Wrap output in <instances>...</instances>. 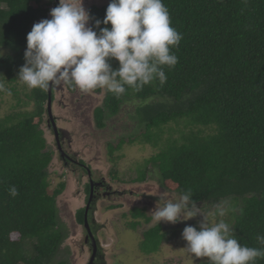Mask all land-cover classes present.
<instances>
[{
  "label": "trees",
  "instance_id": "trees-1",
  "mask_svg": "<svg viewBox=\"0 0 264 264\" xmlns=\"http://www.w3.org/2000/svg\"><path fill=\"white\" fill-rule=\"evenodd\" d=\"M40 3L0 0V48L10 50L0 56V69L10 68L14 55H24L34 23L49 19L48 5ZM163 3L183 37L172 49L178 63L165 66L163 84L156 79L140 90L126 86L119 97L106 90L95 122L103 128L126 103L138 101L134 115L144 132L130 142L159 152L137 169L136 180L144 181L152 165L163 186L175 194L190 190L197 204L212 207L229 201L237 238L264 249L257 240L264 236V0ZM107 7L90 8L93 27L95 20L103 21ZM109 63L119 67L115 59ZM7 80L15 82L16 74ZM31 92L34 111L8 116L4 120L9 125L0 129V264H53L65 235L57 208L65 184L48 192L54 153L41 124L49 95L47 89ZM169 125L170 136L164 138ZM124 143L122 139L116 148L110 144L109 155ZM132 216L150 221L144 210L135 209ZM138 225L133 222L134 228ZM169 236L157 225L144 233L142 249L158 251ZM255 264H264V258Z\"/></svg>",
  "mask_w": 264,
  "mask_h": 264
},
{
  "label": "clouds",
  "instance_id": "clouds-1",
  "mask_svg": "<svg viewBox=\"0 0 264 264\" xmlns=\"http://www.w3.org/2000/svg\"><path fill=\"white\" fill-rule=\"evenodd\" d=\"M50 17L34 23L26 37L25 63L18 79L29 88L47 89L63 82L84 91L106 88L119 97L127 87L140 90L156 79L165 83V66L178 63L172 49L183 37L172 26L163 0H111L103 21L95 20L99 32L89 26L91 16L83 0H59ZM111 59L119 62L118 68L112 67ZM3 87L0 82V89ZM10 191L16 193L14 187ZM158 197L152 210L158 224L202 217L199 230L186 226L182 232L187 242L183 249L191 264L200 258H207L210 264H255L257 258H264V249L242 244L230 223L215 219L227 215L222 205L216 206V212L206 213L190 190L171 199L164 194ZM257 240L264 244V236L258 235Z\"/></svg>",
  "mask_w": 264,
  "mask_h": 264
},
{
  "label": "rangeland",
  "instance_id": "rangeland-1",
  "mask_svg": "<svg viewBox=\"0 0 264 264\" xmlns=\"http://www.w3.org/2000/svg\"><path fill=\"white\" fill-rule=\"evenodd\" d=\"M54 0H41L40 5H48L53 8ZM111 0H83L86 10L92 7L103 8L108 6ZM49 14V19H50ZM89 26L93 27L90 19ZM10 53L6 47L0 48V56L5 57ZM25 63L24 55H14L13 61L9 67L0 69V82L3 83V89H0V129L7 127L9 123L4 120L8 116L15 115L20 112H33L35 109L34 100L29 98L31 89L18 79V73L21 66ZM11 69L8 72L7 69ZM16 74L17 80L9 82ZM106 88H96L94 90L84 91L79 89L78 94L72 95L68 93H58V103L63 102V106H58V115L65 118L61 126L65 128L72 138L71 150L79 154L85 159L95 170L98 176H104L115 187L126 189L134 192L133 195L127 196L136 204L137 201L143 203L142 209L149 215L151 219L149 223L145 220L138 223L135 228L131 227L134 219L131 207L123 208L121 205L116 206L114 201L102 202L100 204L99 221L110 220L108 224L109 235L111 238H117V242L106 239L105 247L109 248L106 254L108 264H191L188 254L184 251L186 241L182 238L183 229L186 226H195L198 228V222L202 217L197 216L187 221L171 224L161 221L159 224L154 219L152 210L155 208L159 199L158 195L164 194L167 198L178 197L165 188L162 183L159 170L150 165L144 181H137L138 170L152 156L159 151L149 144H142L139 141L131 143L136 137L144 132V126L140 125L134 113L139 102H128L121 109L120 113L111 119L105 121V127L100 128L94 120V112L97 108L103 106ZM14 91V92H13ZM75 106H72L73 104ZM38 121V120H37ZM12 125V124H11ZM169 128H165L164 138L170 136ZM44 131V137L48 142L49 148L55 154L53 139L47 127L41 124ZM179 134H175L177 137ZM132 137V138H131ZM124 139L125 143L122 147L111 156L108 146L112 144L114 148ZM60 163H52L50 167L48 192L52 194L60 183H64L70 173L63 172ZM56 171V172H55ZM76 184L72 179L71 183H67L64 192L57 197L58 216L61 225H64V239L58 255L53 264H58L62 260H66L67 264H82L81 262V242L76 236L77 233L73 215L77 209L75 201ZM139 189V190H138ZM118 202V201H117ZM127 203V202H126ZM114 210H110L111 206ZM222 205L227 210L224 217L216 216L215 219H224L232 226L234 224L230 213L229 201L223 202ZM202 206L206 213L216 212V207L209 204H197ZM121 207V208H120ZM213 217L210 215L209 217ZM161 225L164 231L170 234V240L164 242L160 249L152 253H145L143 245L144 233L152 226ZM109 241V242H108ZM209 262L207 258L197 259L195 264Z\"/></svg>",
  "mask_w": 264,
  "mask_h": 264
},
{
  "label": "flooded vegetation",
  "instance_id": "flooded-vegetation-1",
  "mask_svg": "<svg viewBox=\"0 0 264 264\" xmlns=\"http://www.w3.org/2000/svg\"><path fill=\"white\" fill-rule=\"evenodd\" d=\"M53 2V8L58 6L59 0H54ZM50 10L51 8L49 7ZM50 86L52 87V105L49 111L47 100L43 125L50 132L55 147L52 163H60L63 172L70 173L68 180L66 179L65 181V189L67 183H71L72 179L77 186L73 191L75 192L74 203L78 206L74 212L73 221L77 229V233L75 232V234L81 242V263L108 264L106 254L109 248H107L108 246L105 247V243H107L106 239L110 238L117 242V238H111L109 235L108 224L110 220L99 221L100 204L102 202L114 201L116 206L121 205L123 208L131 207L134 210H144L142 209L143 203L137 201L136 204H133L132 200L127 198V196L133 195L134 192L119 187L115 188L104 176H98L95 170L92 169V166L83 157L71 150V134L61 126L62 122L65 121L64 116L58 115L57 108L60 105L63 106V102L58 103L57 94L61 92L63 95H65L64 93L75 95L78 94L79 88L73 85L74 88L71 90L70 84L63 82L59 85L50 84ZM71 105L75 106L74 103ZM114 209L115 207L112 205L110 210ZM146 215L147 217L149 216L147 213ZM138 220L134 219V222L136 221L140 224L145 219L140 218ZM131 227L134 228L133 224H131ZM153 227L155 226L149 229Z\"/></svg>",
  "mask_w": 264,
  "mask_h": 264
},
{
  "label": "water",
  "instance_id": "water-1",
  "mask_svg": "<svg viewBox=\"0 0 264 264\" xmlns=\"http://www.w3.org/2000/svg\"><path fill=\"white\" fill-rule=\"evenodd\" d=\"M48 91H49L48 109L50 111L51 105H52V87L51 86H49Z\"/></svg>",
  "mask_w": 264,
  "mask_h": 264
}]
</instances>
